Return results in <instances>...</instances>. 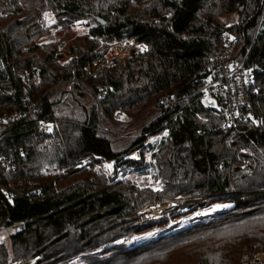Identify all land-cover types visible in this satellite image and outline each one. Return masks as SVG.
<instances>
[{"label":"trees","instance_id":"trees-1","mask_svg":"<svg viewBox=\"0 0 264 264\" xmlns=\"http://www.w3.org/2000/svg\"><path fill=\"white\" fill-rule=\"evenodd\" d=\"M46 9L60 22L92 18L97 24L92 36L111 42L135 38L144 49L120 68L87 76L85 69L104 52H95L93 45L73 46L71 60L61 63L64 55L56 46L37 44L47 33L40 23ZM231 13L239 20L226 29L223 17ZM262 27L264 0H0V116L23 110L26 74L39 73L29 94L43 108L0 126V157L13 160L10 169L0 167V226H23L11 236L10 248L0 245V264L45 253L46 260L38 264H69L81 257L89 264H234L237 256L244 264L259 260L264 254ZM227 31L235 37L236 59L248 55L246 65L255 68L261 95L225 128L197 91L199 72L224 44ZM74 75L79 83L70 82ZM87 97L92 101H84ZM154 107L159 115L136 139L118 142L119 134L132 129L117 126L116 113L122 110L135 125ZM109 123L115 126L109 129ZM42 124H53L55 132L42 135ZM165 132L155 155L164 182L159 192L127 189L79 168L96 157L115 162L117 169L140 166L131 155H144L149 139ZM44 167L68 172L41 177ZM176 201L231 207L211 221L149 243L110 246L167 226L168 217L141 223L140 211Z\"/></svg>","mask_w":264,"mask_h":264},{"label":"rangeland","instance_id":"rangeland-1","mask_svg":"<svg viewBox=\"0 0 264 264\" xmlns=\"http://www.w3.org/2000/svg\"><path fill=\"white\" fill-rule=\"evenodd\" d=\"M226 21L225 28H229L238 22L239 17L237 13H231L223 17ZM99 18L97 19V23ZM40 23L43 28L46 30V34L38 40V45H54L57 47V53L64 55L61 59V63L67 64L71 57H69L70 48L73 46L82 47L84 49L89 48L91 45L95 47V52H106L108 51L114 43L104 40L100 37L92 36V29L97 27V24L92 18H83L72 21L68 23L67 20L61 21L58 19L56 13L51 9H46L43 11ZM98 39V40H97ZM229 40L230 43L234 46V35L227 31L225 33V41ZM222 46V45H221ZM139 49L143 50L144 47ZM2 69V68H0ZM2 76V71L0 70V77ZM89 99V97H87ZM86 102H91L92 99L84 100ZM206 107L216 108V104H209L208 101L203 103ZM157 109L154 107L152 111L143 117L134 125V122L131 123V118L126 114H123V111H119L115 115L117 126L130 127L132 130L127 134H119L120 143L129 144L133 139L137 138V132L140 134V130L143 126L148 125L152 120L156 119L159 115L155 111ZM251 117V115H248ZM236 123V122H235ZM109 129H112L114 124H106ZM224 127L225 123H224ZM138 134V136H139ZM130 136H133L130 138ZM168 136V133L165 132L161 135L152 137L149 139V146L143 152L144 155H141L140 152H135L131 155L140 166L129 165L128 167H120L117 169V164L115 162H104L101 161L98 157L96 158H87L85 165L82 167L89 172L93 173V178L97 177L99 174L104 175L110 183L123 184L124 187L137 188L138 190H149L152 192H159L162 190L163 179L158 176L156 171V158L155 155L159 152V148L162 146V143L165 141V138ZM126 137V138H124ZM116 138V137H115ZM130 138V139H129ZM143 159V163H142ZM63 171V175L67 174L66 169L60 168ZM231 205H211L206 201L196 202L188 205H181L180 202H169L166 205L162 206L158 203H154L152 206L144 207L140 211L142 215L141 223L148 220L159 219L161 217H168L169 224L164 227L155 228L143 234H132L122 238L121 240L116 241L110 246L114 245H132L133 247L155 241L156 239L162 236H168L169 234L175 233L181 229L193 226L196 223L208 222L213 218H216L223 212L229 210ZM90 221V218L89 220ZM22 225L18 224L12 227H6L5 225L0 226V245H5L7 248H10L11 241L10 238L13 234L22 229ZM49 254H40L35 256L30 260H22L19 262L9 263V264H38L42 261H45ZM263 259V258H262ZM92 258L89 260L91 261ZM244 259L242 256L234 257V264H244ZM253 263V262H252ZM69 264H89L85 258H75Z\"/></svg>","mask_w":264,"mask_h":264},{"label":"built area","instance_id":"built-area-1","mask_svg":"<svg viewBox=\"0 0 264 264\" xmlns=\"http://www.w3.org/2000/svg\"><path fill=\"white\" fill-rule=\"evenodd\" d=\"M2 1L7 3L11 0ZM230 42L229 40L224 41V44L219 46L214 54L207 57L206 65L199 72L201 87L197 91V93L203 95V103L208 101L209 104H216V108L212 109L223 118L225 126L233 125L241 117L242 111L249 110L254 99L261 95L257 86L256 70L246 65L248 55L242 61L236 59L234 46ZM140 47L135 38L117 41L101 57L95 59L91 68L87 67L85 72L87 76L96 77L104 70L120 68L127 60L142 51L139 49ZM0 70L2 71V69ZM38 74L36 73L34 77L31 74L24 75L23 110L13 114L5 113L0 116V126L14 125L23 118L27 119L42 112L41 103L31 101L29 94V90L33 85L32 80H39L36 79ZM63 82L61 80L59 84ZM70 82L79 83L75 75ZM54 132L55 126L53 124H42L40 126L42 135L49 136ZM85 163L86 161L79 168L83 167ZM12 166L13 160L0 157V167L10 169ZM62 175L63 171L57 167H44L41 170V177L53 178ZM254 264H264V258L256 260Z\"/></svg>","mask_w":264,"mask_h":264},{"label":"water","instance_id":"water-1","mask_svg":"<svg viewBox=\"0 0 264 264\" xmlns=\"http://www.w3.org/2000/svg\"><path fill=\"white\" fill-rule=\"evenodd\" d=\"M98 22H100L102 25H106V23H105L103 20H100V19H99ZM261 31H264V27H262ZM257 70H258V69H257ZM88 220H89V219H88ZM88 220H87V221H88Z\"/></svg>","mask_w":264,"mask_h":264},{"label":"crops","instance_id":"crops-1","mask_svg":"<svg viewBox=\"0 0 264 264\" xmlns=\"http://www.w3.org/2000/svg\"><path fill=\"white\" fill-rule=\"evenodd\" d=\"M257 258H258V259H262V258H264V254H260V255H258Z\"/></svg>","mask_w":264,"mask_h":264}]
</instances>
